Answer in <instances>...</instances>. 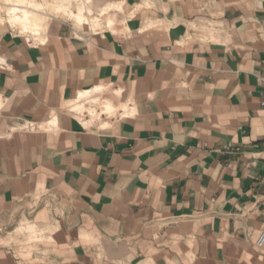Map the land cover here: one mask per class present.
Returning <instances> with one entry per match:
<instances>
[{"label": "crops", "instance_id": "crops-1", "mask_svg": "<svg viewBox=\"0 0 264 264\" xmlns=\"http://www.w3.org/2000/svg\"><path fill=\"white\" fill-rule=\"evenodd\" d=\"M96 6L0 25V264H264V0Z\"/></svg>", "mask_w": 264, "mask_h": 264}, {"label": "rangeland", "instance_id": "rangeland-1", "mask_svg": "<svg viewBox=\"0 0 264 264\" xmlns=\"http://www.w3.org/2000/svg\"><path fill=\"white\" fill-rule=\"evenodd\" d=\"M97 0H7L2 6H0V25H8L7 23H13L16 29L23 31L25 34L27 32L36 31L38 29H45L47 25L48 15L56 14L65 20H69L78 29H85L87 31H97L102 28V21L107 18H115L121 8H114L113 13L107 16L109 11L101 10L96 6ZM21 9V10H18ZM101 10V11H100ZM3 11V14H1ZM15 17L9 16L10 12H17ZM39 12V13H37ZM104 16V18L99 17V13ZM28 17L26 22L23 20H17L16 18ZM26 15V16H25ZM45 15V16H44ZM107 17V18H106ZM108 21V19H107ZM99 97V96H98ZM96 97H91V99L81 102L77 105L80 113L88 117L91 122L100 124L106 119V116L111 115L110 108L103 105L102 102L97 101ZM88 102V103H87ZM106 107V108H105ZM31 231V230H30Z\"/></svg>", "mask_w": 264, "mask_h": 264}, {"label": "built area", "instance_id": "built-area-1", "mask_svg": "<svg viewBox=\"0 0 264 264\" xmlns=\"http://www.w3.org/2000/svg\"><path fill=\"white\" fill-rule=\"evenodd\" d=\"M18 10H21V9H18ZM1 14H3V11ZM17 14H20L19 11H17L16 13L10 12V15L6 14V16L7 17H9V16L15 17ZM21 16L22 17L19 19L22 21L24 18L23 21L26 22V19L28 17L25 19L24 15H21ZM7 24L9 25V27L15 28V26L12 25L13 23L8 22ZM22 33L25 34L23 31H22ZM25 35L27 37V41L29 42V44L31 46H40L44 43V40L42 39L43 32L40 29H38L36 31H32V32H27V34H25ZM263 246H264V232L261 234V236L259 237V239L257 241V247L262 248Z\"/></svg>", "mask_w": 264, "mask_h": 264}, {"label": "bare ground", "instance_id": "bare-ground-1", "mask_svg": "<svg viewBox=\"0 0 264 264\" xmlns=\"http://www.w3.org/2000/svg\"><path fill=\"white\" fill-rule=\"evenodd\" d=\"M13 13H15V12H13ZM26 16V15H25ZM25 18H27V17H25ZM17 20H20L19 18H17Z\"/></svg>", "mask_w": 264, "mask_h": 264}]
</instances>
